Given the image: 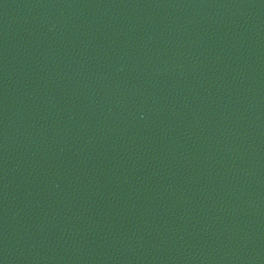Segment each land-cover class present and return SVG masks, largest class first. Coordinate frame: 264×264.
Here are the masks:
<instances>
[{
    "label": "water",
    "instance_id": "1",
    "mask_svg": "<svg viewBox=\"0 0 264 264\" xmlns=\"http://www.w3.org/2000/svg\"><path fill=\"white\" fill-rule=\"evenodd\" d=\"M0 264H264V0H0Z\"/></svg>",
    "mask_w": 264,
    "mask_h": 264
}]
</instances>
